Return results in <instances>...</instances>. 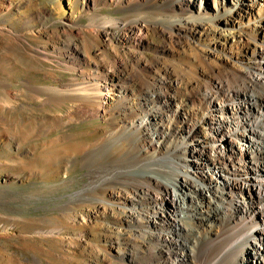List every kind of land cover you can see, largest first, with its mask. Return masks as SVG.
Masks as SVG:
<instances>
[{
  "label": "rangeland",
  "instance_id": "rangeland-1",
  "mask_svg": "<svg viewBox=\"0 0 264 264\" xmlns=\"http://www.w3.org/2000/svg\"><path fill=\"white\" fill-rule=\"evenodd\" d=\"M161 2L170 14L166 0H0V264H146L131 247L142 242L139 220L153 204L135 196L145 178L133 170L156 166L153 154L168 156L165 146L185 121L193 129L196 117H212L211 86L243 68L264 15V0H247L253 8L235 36L209 18L234 0H185L182 10L194 19L176 29L157 16L134 21ZM120 71L125 110L114 99L68 93ZM146 90L158 94L172 135L160 149L150 135L160 131L129 134L124 126L146 114L139 101ZM245 263L264 264L251 249Z\"/></svg>",
  "mask_w": 264,
  "mask_h": 264
},
{
  "label": "bare ground",
  "instance_id": "bare-ground-1",
  "mask_svg": "<svg viewBox=\"0 0 264 264\" xmlns=\"http://www.w3.org/2000/svg\"><path fill=\"white\" fill-rule=\"evenodd\" d=\"M166 1L173 8L170 14L162 13L166 2L149 3L136 13L134 21L146 22L157 16L176 29L194 19L182 10L185 0ZM200 8L189 6L188 11L200 15ZM251 8L247 0H234L233 6L218 7L209 18L222 25L219 30L225 36H235V32L243 35L237 23ZM179 9L183 16L176 14ZM99 20L107 22L105 18ZM108 22L114 25L113 20ZM257 22L250 36L252 44L241 56L243 68L228 72L225 78L218 77L211 86L216 88L209 93L212 117H196L193 129L189 128L190 121H185L176 141L165 146L166 151H172L168 156L153 154L156 166L145 163L133 170L145 178L144 185L134 187L135 196L153 204L139 218L142 242L131 247L133 255H146V264H247L249 249L257 262L264 263V15ZM124 74L120 71L117 77L109 75L107 81L111 84L94 78L68 93L107 105L114 99L124 103L125 110L129 93L121 85L127 82ZM158 98V94L146 90L139 99L146 114L124 126L129 134L150 127L160 131L161 136L150 134L160 149L172 135L165 131ZM213 123L218 130H213ZM201 124H205L204 141L197 139ZM219 141L225 145L221 147ZM134 211L131 207L130 214Z\"/></svg>",
  "mask_w": 264,
  "mask_h": 264
}]
</instances>
